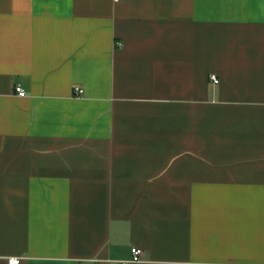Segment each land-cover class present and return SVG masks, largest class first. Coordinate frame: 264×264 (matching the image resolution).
I'll use <instances>...</instances> for the list:
<instances>
[{"label":"crops","instance_id":"1","mask_svg":"<svg viewBox=\"0 0 264 264\" xmlns=\"http://www.w3.org/2000/svg\"><path fill=\"white\" fill-rule=\"evenodd\" d=\"M131 248L264 264V0H0V264Z\"/></svg>","mask_w":264,"mask_h":264},{"label":"built area","instance_id":"2","mask_svg":"<svg viewBox=\"0 0 264 264\" xmlns=\"http://www.w3.org/2000/svg\"><path fill=\"white\" fill-rule=\"evenodd\" d=\"M121 0H113L114 3L120 2ZM211 81L216 84L218 82L217 78L215 76L210 77ZM15 92L17 96L24 97L25 92L19 87H15ZM74 92L76 95H80L82 93V90L75 89ZM131 257L129 260H122L118 261L117 264H138L142 262V250L138 248H131L130 250ZM7 264H20V258H9L7 260Z\"/></svg>","mask_w":264,"mask_h":264}]
</instances>
